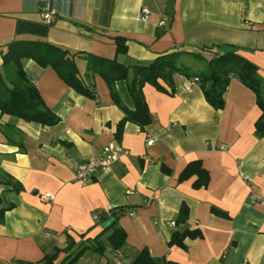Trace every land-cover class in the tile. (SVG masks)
I'll list each match as a JSON object with an SVG mask.
<instances>
[{
  "label": "crops",
  "instance_id": "obj_1",
  "mask_svg": "<svg viewBox=\"0 0 264 264\" xmlns=\"http://www.w3.org/2000/svg\"><path fill=\"white\" fill-rule=\"evenodd\" d=\"M143 8L149 11L146 19ZM46 13L50 23L43 20ZM117 38L125 53L118 54ZM13 41L48 42L69 53L117 59L130 69L128 82L135 66H148L166 53L180 52L182 67L184 60H194L187 67L196 77L203 71L194 54L235 51L257 67L264 82V0H0L2 72ZM77 63L93 98L69 87L52 67L22 60L26 76L59 117L56 126L0 110V210H5L0 264H42L47 254L67 246V235L89 245L105 230L95 214L112 209L124 210L118 225L125 244L113 250L105 240L110 232L102 234L104 253L88 249L76 264H133L143 250L178 264H264V137L256 134L262 115L256 94L233 78L224 108L215 110L200 83L186 87L191 77L175 74L173 94L143 87L153 123L145 130L126 123L117 139L124 110L105 81L88 72L83 59ZM116 91L132 110L126 81ZM147 133L155 139L152 146ZM111 143L129 154L111 170L78 181L76 166L100 157ZM193 161L208 172L207 187L194 189L195 176L179 180ZM46 193L55 200L41 201ZM183 204L187 220L172 226ZM185 230L201 236L187 238L185 249L169 247L172 234Z\"/></svg>",
  "mask_w": 264,
  "mask_h": 264
},
{
  "label": "trees",
  "instance_id": "obj_2",
  "mask_svg": "<svg viewBox=\"0 0 264 264\" xmlns=\"http://www.w3.org/2000/svg\"><path fill=\"white\" fill-rule=\"evenodd\" d=\"M118 54L125 53L126 47L121 38L116 39ZM212 50L205 49L202 53L194 54L195 58L206 63V70L196 77L200 79V85L207 103L215 110L224 108L225 92L233 78H237L246 87L251 89L257 96V103L262 111V115L256 122V134L259 138L264 137V82L258 76L257 67L232 51L222 55H211ZM180 52H170L156 58L148 66H135L133 68V79L128 82L129 67L118 62L117 59H104L90 53H69L53 44L42 41H13L8 44V51L3 59V70L0 68V110L2 114L15 116L27 122L39 123L43 126H56L60 119L44 103L36 86L26 76L23 66V59L36 61L42 67H52L59 76L77 93L93 98L89 86L80 77L77 60L83 59L86 62V69L92 74L99 75L110 90L111 97L116 105L121 107L124 118L117 127L116 138L120 139L126 123H133L145 130L154 119L143 94L145 84H150L160 92L173 94L175 91L174 75L181 74L187 77L195 75L187 73L179 63ZM126 81L127 90L133 109H125L116 91V84ZM162 81L171 91L160 83ZM196 177L193 183L194 189L207 187L209 174L203 168L201 161H193L188 164L182 172L179 180L184 181ZM12 190L21 191V186L11 183ZM123 209H112L106 213H98L99 223L111 220V224L103 230L102 234L110 232L106 239L108 245L113 250H119L126 242V233L119 227L118 220L123 215ZM212 213L226 217L222 212L212 209ZM5 210H0V223L4 221ZM188 217V207L183 204L180 208L178 218L175 222L180 225L186 222ZM98 235L89 245L84 242H76L67 235V246L56 248L52 253L47 254L42 264H55L59 257L66 255L63 264H76L81 256L88 250L103 254L106 245L103 235ZM201 236L198 231L185 230L176 231L172 234L168 246H178L185 249L187 238ZM133 264H178L171 261L157 260L149 255L147 250H143L136 257Z\"/></svg>",
  "mask_w": 264,
  "mask_h": 264
},
{
  "label": "built area",
  "instance_id": "obj_3",
  "mask_svg": "<svg viewBox=\"0 0 264 264\" xmlns=\"http://www.w3.org/2000/svg\"><path fill=\"white\" fill-rule=\"evenodd\" d=\"M144 18L146 19L149 11L146 8L141 10ZM52 15L46 13L43 15V20L47 23H50L52 20ZM165 21L162 22L164 24ZM196 83H200L198 77H191L187 80L186 87H190ZM155 139L150 133H147V145L152 146ZM129 152L123 147L115 144H109L104 147L103 152L100 157L89 159L83 163H80L76 166L75 169V178L80 182L88 181L89 177L94 175L97 171H109L122 157L128 155ZM41 201L43 202H53L55 197L51 194H44L40 196ZM95 220L99 221V214H95ZM172 226H175V222L171 223ZM9 264H25L19 261H12Z\"/></svg>",
  "mask_w": 264,
  "mask_h": 264
},
{
  "label": "rangeland",
  "instance_id": "obj_4",
  "mask_svg": "<svg viewBox=\"0 0 264 264\" xmlns=\"http://www.w3.org/2000/svg\"><path fill=\"white\" fill-rule=\"evenodd\" d=\"M190 61L194 62V60H190ZM190 61H189V59L184 60V66L183 67L187 71V73L194 74L195 70L192 69V68L187 67V65L190 63ZM196 63L202 65V71L206 70V68H207L206 63H204V62H202L200 60H198Z\"/></svg>",
  "mask_w": 264,
  "mask_h": 264
},
{
  "label": "water",
  "instance_id": "obj_5",
  "mask_svg": "<svg viewBox=\"0 0 264 264\" xmlns=\"http://www.w3.org/2000/svg\"><path fill=\"white\" fill-rule=\"evenodd\" d=\"M111 222H112V219H111V220H108V221H106V222H104L103 225H102L103 228H104V229L108 228V226L111 224Z\"/></svg>",
  "mask_w": 264,
  "mask_h": 264
}]
</instances>
